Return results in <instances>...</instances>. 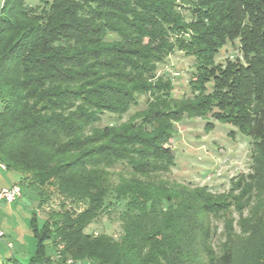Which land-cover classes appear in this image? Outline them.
Wrapping results in <instances>:
<instances>
[{
  "label": "trees",
  "instance_id": "trees-1",
  "mask_svg": "<svg viewBox=\"0 0 264 264\" xmlns=\"http://www.w3.org/2000/svg\"><path fill=\"white\" fill-rule=\"evenodd\" d=\"M176 51L188 95L158 73ZM206 115L251 138L222 192L171 177L175 124ZM0 163L55 203L0 264H264V0H1ZM102 214L117 235L86 231Z\"/></svg>",
  "mask_w": 264,
  "mask_h": 264
},
{
  "label": "rangeland",
  "instance_id": "rangeland-1",
  "mask_svg": "<svg viewBox=\"0 0 264 264\" xmlns=\"http://www.w3.org/2000/svg\"><path fill=\"white\" fill-rule=\"evenodd\" d=\"M1 3V0H0ZM29 5H36L40 0H26ZM237 55L235 46L225 44L215 60L223 63L226 58ZM194 71L192 57L176 51L170 54L158 66V73L170 77L173 81L174 96L188 95V81ZM126 117V116H125ZM113 121V117L104 114L100 125ZM207 123L210 126H207ZM169 148L175 155V165L171 177L192 185H206L214 192L226 191L231 178L240 172H247L251 164V138L241 136L235 126L221 123L206 115L200 117H183L175 124V134L169 140ZM19 182L15 171H0V183ZM55 203L39 207L37 190L26 184H20V197L11 203H0V230L4 238L10 240L8 248L0 242V261L14 256L21 261L33 254L35 238L30 227V219L35 215L38 227L49 216L50 207ZM96 233L118 234V225L105 214L98 216L86 228ZM60 247L46 245L43 264H62L57 258ZM63 264H87L81 261H66Z\"/></svg>",
  "mask_w": 264,
  "mask_h": 264
},
{
  "label": "built area",
  "instance_id": "built-area-1",
  "mask_svg": "<svg viewBox=\"0 0 264 264\" xmlns=\"http://www.w3.org/2000/svg\"><path fill=\"white\" fill-rule=\"evenodd\" d=\"M0 169L4 170L5 166L0 163ZM20 197V186L18 184H12L9 187H0V203H11ZM0 242L4 243L8 248L11 247V243L4 238L3 232L0 230Z\"/></svg>",
  "mask_w": 264,
  "mask_h": 264
},
{
  "label": "crops",
  "instance_id": "crops-1",
  "mask_svg": "<svg viewBox=\"0 0 264 264\" xmlns=\"http://www.w3.org/2000/svg\"><path fill=\"white\" fill-rule=\"evenodd\" d=\"M0 171H6V170H2V169H0ZM17 174V173H16ZM18 175V174H17ZM12 184H15V182H13V183H10V184H4V183H0V187H9V186H11ZM7 240V239H6ZM8 241H10V240H8Z\"/></svg>",
  "mask_w": 264,
  "mask_h": 264
}]
</instances>
